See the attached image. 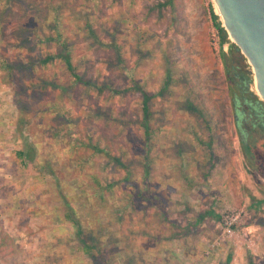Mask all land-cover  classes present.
Listing matches in <instances>:
<instances>
[{"label":"rangeland","instance_id":"1","mask_svg":"<svg viewBox=\"0 0 264 264\" xmlns=\"http://www.w3.org/2000/svg\"><path fill=\"white\" fill-rule=\"evenodd\" d=\"M10 2L0 0L4 52L15 33L28 48L17 56L10 51L7 63L16 67L15 75L2 67L5 83L14 84L9 93L17 116L12 130L3 132L12 139L0 143V264H28L34 248L27 250L25 244L31 233L22 237L15 230L34 233L41 225L57 226L69 210L83 220L89 219L88 209L102 219L91 227L104 230L107 208H122L125 192H136L133 185H139L145 161L175 156L178 149L167 146L175 137L173 126L177 119L186 126L182 121L188 117L194 140L186 148L200 154L198 166L209 168L201 151L205 156L215 151L212 160L231 165V190L223 188L222 174L202 182L215 206L214 216L200 226L208 235L201 240L197 264H264V205L259 204L264 200V139L258 127L244 121L260 162L253 171L239 144L225 69V60L229 63L232 51L239 50L227 36L221 54L212 0ZM47 6L53 10L45 20ZM42 21L59 27L50 36L54 44L40 35ZM46 54L53 56L51 62L38 66ZM243 66L251 70L247 61ZM251 77L249 89L256 95ZM144 93L149 97L146 120ZM139 121L145 122L150 139L143 138ZM210 134L218 137L209 151ZM27 148L28 159L18 158L17 152ZM104 185L109 189L103 193ZM239 208L244 224L227 237L220 226L222 213ZM104 264L116 263L105 258Z\"/></svg>","mask_w":264,"mask_h":264},{"label":"crops","instance_id":"2","mask_svg":"<svg viewBox=\"0 0 264 264\" xmlns=\"http://www.w3.org/2000/svg\"><path fill=\"white\" fill-rule=\"evenodd\" d=\"M10 1L13 2V0ZM38 2L40 0H35L36 4ZM46 8L45 20L50 15L49 11L53 10L48 6ZM3 14L6 15V12ZM3 24L0 22V143L12 139L11 133L5 135L6 133L3 132L8 128L12 130L17 116V107L12 103V96L9 93L14 84L12 82L5 83L2 67L8 66L15 75L16 67L7 63L10 51L11 53L13 51L11 56L13 54L17 56L18 54L15 52L21 53L27 51L26 48H28L26 47L27 40H23L20 33H15L16 40L12 42L11 49L4 52L3 45L6 38L3 37L5 30ZM39 25L40 35L45 37L48 42L53 43L50 36H53L59 27L55 23L45 25L43 21ZM37 43L39 46L43 44L40 39ZM52 58V55H47L37 64L44 67L51 62ZM27 59L26 62L29 64L31 60ZM138 90L140 91V89ZM182 109L188 112L185 110L187 108ZM182 109L178 110L182 111ZM172 119H169V122ZM141 122L139 121L138 125L143 128V138L150 139L148 131L145 130L143 122ZM182 122L186 126L181 123V120H176L175 126H173L175 137L169 139L170 144L167 145L169 148L178 149L175 151V156L163 159L160 155L159 159L145 161V167L140 174V183L137 187L133 185L136 192L130 189L125 192L124 199L120 200L122 208L110 204V199H106L108 202L104 199V204H110V209L107 208V214L104 215V230L91 227L92 223H100L102 219L91 215V211L88 209V212L85 213L89 214V219L82 220L76 215L74 222L69 219H58L59 225L55 226L54 223L41 225L40 229L34 233L15 230L16 234L22 235V237L27 232L28 235L31 233V237L25 244L27 250L34 248L31 251L28 264H88L85 259L88 256L85 250L87 247L81 240L82 236L88 238V235L97 239L100 246L105 248L106 256L109 254L106 259L116 264H197V258L201 259L203 253L201 240L208 235L206 231V233L203 231V226H200L214 216L215 206V202L211 201L209 197L212 194L211 191L209 190L210 193L205 191L204 186L207 185L202 182L207 177H210V181H215V178H218L217 175L222 174L220 178L223 181V188L231 190L230 179L227 178L231 173V165L228 164L229 160L225 166L212 160L213 155L211 154L215 151H210V147H214L218 136L210 134L207 144L209 145V156H205V153L201 151L203 157H208L206 163L209 168L206 171V168L199 167L200 154L194 152L193 149L186 148L187 144H192L194 140L193 135L190 134L192 129L189 128L191 120L188 117ZM177 142H185L186 145L180 148L181 146ZM7 145L10 146V143ZM233 149L234 151L238 150L236 142L233 144ZM251 150L256 159L253 147ZM217 154L221 158L225 157V154L220 151H217ZM235 160L236 157L233 159L234 163H236ZM214 161L217 163L216 165H214ZM256 162L259 161L256 159ZM207 173L209 176L206 175ZM48 183L49 181L46 184L47 188ZM255 187L251 185V189H253L251 196L253 197L257 193L254 191ZM250 206H252L251 203ZM117 219H121V222ZM29 225H32V221ZM194 228L200 230L196 235L193 232Z\"/></svg>","mask_w":264,"mask_h":264},{"label":"trees","instance_id":"3","mask_svg":"<svg viewBox=\"0 0 264 264\" xmlns=\"http://www.w3.org/2000/svg\"><path fill=\"white\" fill-rule=\"evenodd\" d=\"M211 16L214 25L217 28L220 35L219 45L221 48V54L223 55L224 51L222 49L226 44H228L227 34L224 31V29L221 27V24L218 21V17L213 13H211ZM236 54L238 55V57L234 58ZM225 61H226L225 69L227 71V79L231 84L230 99H231V106L234 111V115H233L234 125L236 128L237 135L239 136V144L245 159L250 163L251 169L253 171H258V167L256 166L257 162L251 150L252 144L248 139L250 133H248V131L244 128L243 123L244 121L251 122V126L253 128L258 127L264 137V103L260 101L259 98L249 89L252 83V77L251 74L246 70V67L243 66V63L245 64L246 60L242 55L239 56V51L235 52L233 50L232 57H230L229 59L230 62L228 63L227 59ZM76 78L78 79V77ZM148 99L149 97L147 96V94L144 93L143 107H142L144 119L148 118L149 116L148 103H147ZM143 124L145 127V122ZM27 150L28 148L22 149L19 152H17V157L24 161L27 160L29 156ZM262 173L263 171L259 170V174ZM251 176L252 178H255V175L253 173ZM107 189H109V186L104 185L102 192L104 193L105 191H107ZM96 192L97 190H95V193ZM262 203H264V200L259 202V204ZM64 204L67 208L70 207V203L65 202ZM75 216H76L75 212L73 210L72 211L69 210L64 214L63 219H69L72 222H74L76 218ZM91 237L92 236L90 235L88 236V238L83 236L81 237L82 243H84L85 246L87 247L85 248V250L87 251L88 257L91 259V261H93V264H104V259L107 257L104 255V253H106L105 250L102 249L104 247L100 246L101 244L97 241V239Z\"/></svg>","mask_w":264,"mask_h":264},{"label":"water","instance_id":"4","mask_svg":"<svg viewBox=\"0 0 264 264\" xmlns=\"http://www.w3.org/2000/svg\"><path fill=\"white\" fill-rule=\"evenodd\" d=\"M232 44L250 65L256 96L264 103V0H212Z\"/></svg>","mask_w":264,"mask_h":264},{"label":"built area","instance_id":"5","mask_svg":"<svg viewBox=\"0 0 264 264\" xmlns=\"http://www.w3.org/2000/svg\"><path fill=\"white\" fill-rule=\"evenodd\" d=\"M244 209H227L222 213V233L226 234L227 237L234 236L236 233H239V229L242 228L244 222ZM236 228V230H235Z\"/></svg>","mask_w":264,"mask_h":264}]
</instances>
